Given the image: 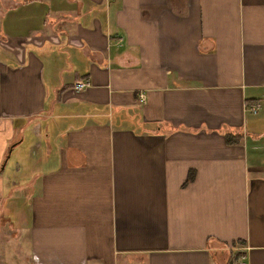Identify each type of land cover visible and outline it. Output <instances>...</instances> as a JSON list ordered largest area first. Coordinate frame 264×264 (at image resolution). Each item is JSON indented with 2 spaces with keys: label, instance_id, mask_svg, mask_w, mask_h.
Returning <instances> with one entry per match:
<instances>
[{
  "label": "crops",
  "instance_id": "obj_1",
  "mask_svg": "<svg viewBox=\"0 0 264 264\" xmlns=\"http://www.w3.org/2000/svg\"><path fill=\"white\" fill-rule=\"evenodd\" d=\"M2 212L16 264H264V0H0Z\"/></svg>",
  "mask_w": 264,
  "mask_h": 264
},
{
  "label": "rangeland",
  "instance_id": "obj_2",
  "mask_svg": "<svg viewBox=\"0 0 264 264\" xmlns=\"http://www.w3.org/2000/svg\"><path fill=\"white\" fill-rule=\"evenodd\" d=\"M4 213L5 212L0 213V219L1 220L3 218ZM8 214H9V212L7 211L6 217ZM9 220H10V223L13 225L14 219L12 220V218H10ZM0 235L2 236V239H4L6 241L5 242L6 245L2 246L0 248L7 249L5 252V258L4 259L0 258V264H16L17 261L11 257L12 256L11 253H14V251H15V243L12 242V239L15 237V235L13 234L12 229L10 230L8 227H6L0 231ZM0 254H2V253H0ZM22 263L25 264L26 262L23 260Z\"/></svg>",
  "mask_w": 264,
  "mask_h": 264
},
{
  "label": "built area",
  "instance_id": "obj_3",
  "mask_svg": "<svg viewBox=\"0 0 264 264\" xmlns=\"http://www.w3.org/2000/svg\"><path fill=\"white\" fill-rule=\"evenodd\" d=\"M86 84H87L86 80H79L75 82L74 88L80 90L84 88ZM257 110H258V106H252V108H250V111H252L253 113H255ZM236 264H248V263L245 262L244 260H239Z\"/></svg>",
  "mask_w": 264,
  "mask_h": 264
},
{
  "label": "trees",
  "instance_id": "obj_4",
  "mask_svg": "<svg viewBox=\"0 0 264 264\" xmlns=\"http://www.w3.org/2000/svg\"><path fill=\"white\" fill-rule=\"evenodd\" d=\"M225 138H226L227 143H238L239 142L237 137L234 138L233 136L228 135V134L225 135Z\"/></svg>",
  "mask_w": 264,
  "mask_h": 264
}]
</instances>
